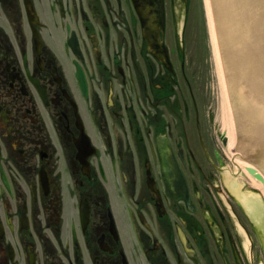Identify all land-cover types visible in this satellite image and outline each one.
<instances>
[{"label":"flooded vegetation","instance_id":"obj_1","mask_svg":"<svg viewBox=\"0 0 264 264\" xmlns=\"http://www.w3.org/2000/svg\"><path fill=\"white\" fill-rule=\"evenodd\" d=\"M141 10L0 0V264H264V221L217 180L208 77Z\"/></svg>","mask_w":264,"mask_h":264},{"label":"water","instance_id":"obj_2","mask_svg":"<svg viewBox=\"0 0 264 264\" xmlns=\"http://www.w3.org/2000/svg\"><path fill=\"white\" fill-rule=\"evenodd\" d=\"M206 1L212 30L214 29L212 23L213 16L220 57L228 88L227 92L213 30L214 50L221 75L226 111L224 131L230 143H228L226 149L233 156L238 157V160L242 155L249 157L248 160H251L252 164H255L256 169L263 173L264 0ZM160 11L162 13L161 9ZM159 22L162 24V16H159ZM163 50L165 51V49ZM236 143L238 153L233 148V145ZM241 162L245 167L249 166V162ZM168 165H171V163H168ZM246 171L259 180L264 188V181L260 174L256 173L252 168H246ZM225 177L230 189L237 194L236 198L244 206L248 215L258 222L264 221V213L261 214L259 211L261 202L264 201H257L253 196L258 191L252 190L240 194L238 191L239 187L231 184L232 181L229 175L226 174ZM221 179L223 181V176ZM262 236L264 240V226L262 227Z\"/></svg>","mask_w":264,"mask_h":264},{"label":"rangeland","instance_id":"obj_3","mask_svg":"<svg viewBox=\"0 0 264 264\" xmlns=\"http://www.w3.org/2000/svg\"><path fill=\"white\" fill-rule=\"evenodd\" d=\"M165 3L171 48H175V45L178 46V50L183 53L185 68H188L190 72H205L209 83L210 105L216 114L215 122L219 124L220 131H222L220 112L222 90L216 78L213 49L203 0H165ZM225 151L228 158L224 157L222 164L241 176L239 179L241 184L248 182L254 186V179L241 175L237 158L227 149ZM217 180L223 183L220 177ZM256 190L260 192L258 189Z\"/></svg>","mask_w":264,"mask_h":264},{"label":"bare ground","instance_id":"obj_4","mask_svg":"<svg viewBox=\"0 0 264 264\" xmlns=\"http://www.w3.org/2000/svg\"><path fill=\"white\" fill-rule=\"evenodd\" d=\"M203 3H204V9H205V13H206V18H207V23H208V28H209L210 38H211V44H212V49H213V58H214V63H215L216 78L218 79V82H219L221 90H222V100H221V110H220V112H221V127L224 130L225 122H226V111H225V104H224L222 81H221V75H220V71H219V68H218L217 60H216V52L214 50L213 30H212L210 17H209L207 1L203 0ZM237 165H239V167H241L245 171L246 167L243 165V163L241 161L238 160ZM253 184H254V186H253L254 188H256L259 191L264 193L263 185H262V183L259 180L256 179L255 181H253Z\"/></svg>","mask_w":264,"mask_h":264}]
</instances>
